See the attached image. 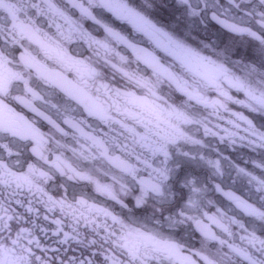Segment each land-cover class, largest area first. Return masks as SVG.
<instances>
[{
  "label": "snow or ice",
  "instance_id": "snow-or-ice-1",
  "mask_svg": "<svg viewBox=\"0 0 264 264\" xmlns=\"http://www.w3.org/2000/svg\"><path fill=\"white\" fill-rule=\"evenodd\" d=\"M0 264H264V0H0Z\"/></svg>",
  "mask_w": 264,
  "mask_h": 264
}]
</instances>
